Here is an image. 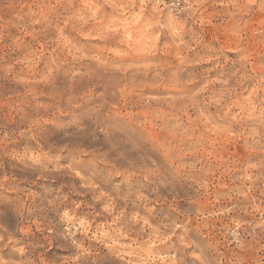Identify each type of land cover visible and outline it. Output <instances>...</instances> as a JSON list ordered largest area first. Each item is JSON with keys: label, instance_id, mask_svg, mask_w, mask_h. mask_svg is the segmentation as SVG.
<instances>
[{"label": "clouds", "instance_id": "9594fccd", "mask_svg": "<svg viewBox=\"0 0 264 264\" xmlns=\"http://www.w3.org/2000/svg\"><path fill=\"white\" fill-rule=\"evenodd\" d=\"M0 264H264V0H0Z\"/></svg>", "mask_w": 264, "mask_h": 264}]
</instances>
